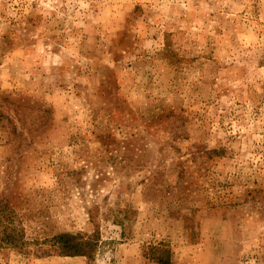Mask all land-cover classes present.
<instances>
[{"label":"rangeland","instance_id":"rangeland-1","mask_svg":"<svg viewBox=\"0 0 264 264\" xmlns=\"http://www.w3.org/2000/svg\"><path fill=\"white\" fill-rule=\"evenodd\" d=\"M0 264H264V0H0Z\"/></svg>","mask_w":264,"mask_h":264},{"label":"trees","instance_id":"trees-1","mask_svg":"<svg viewBox=\"0 0 264 264\" xmlns=\"http://www.w3.org/2000/svg\"><path fill=\"white\" fill-rule=\"evenodd\" d=\"M7 231V232H6ZM4 243L9 245L10 248L16 246L15 241V229L5 228ZM95 236L82 237L80 235L71 234H59L46 240L47 244L45 248H39L40 255L45 256H57V257H85L90 258L94 252Z\"/></svg>","mask_w":264,"mask_h":264}]
</instances>
